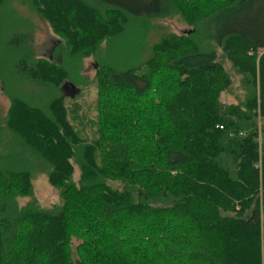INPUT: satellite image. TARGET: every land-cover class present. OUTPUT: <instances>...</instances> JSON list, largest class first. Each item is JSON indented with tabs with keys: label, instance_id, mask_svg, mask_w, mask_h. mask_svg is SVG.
<instances>
[{
	"label": "trees",
	"instance_id": "16d2710c",
	"mask_svg": "<svg viewBox=\"0 0 264 264\" xmlns=\"http://www.w3.org/2000/svg\"><path fill=\"white\" fill-rule=\"evenodd\" d=\"M171 14L189 29L148 41ZM90 55L89 137L64 92ZM0 88V264H264V0H0Z\"/></svg>",
	"mask_w": 264,
	"mask_h": 264
},
{
	"label": "rangeland",
	"instance_id": "374dc122",
	"mask_svg": "<svg viewBox=\"0 0 264 264\" xmlns=\"http://www.w3.org/2000/svg\"><path fill=\"white\" fill-rule=\"evenodd\" d=\"M31 33H33L32 46L34 47V54L39 58H46L50 53L52 47L56 45L59 40L62 39L61 35L53 32L49 23L43 19L37 18L35 15L31 17ZM158 24L159 29L151 28V31L146 36V39L153 40L158 34L166 29L171 30L173 33L179 34L180 32H186L189 27L184 23V19L179 14L169 15L166 18L160 20H153L152 24ZM117 56V55H116ZM115 58L114 54L112 55ZM112 59V60H113ZM121 60L114 59L113 63L119 64ZM122 63V62H120ZM96 63L92 56H87L81 61L80 72L86 77L87 83L79 85L77 87L66 86L65 87V101L70 111L69 117L73 125L77 126L85 135L91 136V132H94L96 125L94 119L97 117L96 111V92L97 88L93 82L95 78ZM226 66V65H225ZM227 68V66H226ZM232 84L228 89L222 90L220 94V102L231 103L235 101L234 97L237 93L238 81L236 77L231 76ZM76 103H75V102ZM10 101L0 88V115H4L8 109ZM76 104V105H73ZM73 106L75 108L73 109ZM78 170L73 173V179L77 178ZM32 194H34L37 204L48 208L53 203L58 202L59 193L56 186L47 180L45 173L38 172L32 179ZM28 199V196L20 197L19 204L24 203ZM76 243L73 240V246Z\"/></svg>",
	"mask_w": 264,
	"mask_h": 264
}]
</instances>
